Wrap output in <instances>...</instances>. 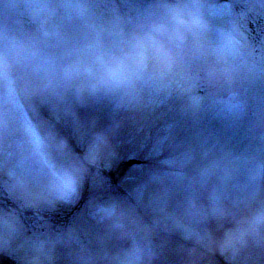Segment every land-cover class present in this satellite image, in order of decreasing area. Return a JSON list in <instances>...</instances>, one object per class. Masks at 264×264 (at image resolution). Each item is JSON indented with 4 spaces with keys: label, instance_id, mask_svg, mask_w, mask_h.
<instances>
[{
    "label": "rangeland",
    "instance_id": "374dc122",
    "mask_svg": "<svg viewBox=\"0 0 264 264\" xmlns=\"http://www.w3.org/2000/svg\"><path fill=\"white\" fill-rule=\"evenodd\" d=\"M60 1L67 12L31 26L39 19L29 5L53 1L0 0V56L9 61L0 72V187L63 223L27 229L0 210L15 225L0 251L20 264H264V223H256L264 217V0H194L203 39L161 36L132 90L99 94L56 87L61 67L120 51L177 2L154 0L140 13L126 0L118 8ZM226 33L244 47L222 51ZM14 43L36 57H15ZM185 82L191 90L179 91ZM74 167L76 188L63 200L30 203L15 190L18 180L47 186Z\"/></svg>",
    "mask_w": 264,
    "mask_h": 264
},
{
    "label": "clouds",
    "instance_id": "9594fccd",
    "mask_svg": "<svg viewBox=\"0 0 264 264\" xmlns=\"http://www.w3.org/2000/svg\"><path fill=\"white\" fill-rule=\"evenodd\" d=\"M41 25L47 23L55 9L52 5L39 3L29 5ZM163 23L153 25L143 35L134 38L126 47L110 54L85 53L64 64L55 81L56 87L72 88L80 94L122 93L132 90L137 82L144 76L149 59L157 52L160 46V37L170 39L191 36L196 40L203 39V25L195 7L194 0L187 3L177 0L165 13ZM222 51L234 52L244 47L243 39L233 33H226L220 38ZM12 54L17 58L31 60L36 52L21 43L12 45ZM43 67V65H41ZM9 68L8 55L0 56V72L6 73ZM53 86L49 80L45 88ZM179 91L188 92L192 88L190 82L178 84ZM95 159H99L103 149L97 148ZM78 167L67 173L56 182L47 186H29L26 181L18 180L15 190L21 198L30 203L63 200L73 193L76 188V175ZM257 224L264 223V217H258ZM15 228L12 220L0 219V245H8L11 240V230Z\"/></svg>",
    "mask_w": 264,
    "mask_h": 264
},
{
    "label": "trees",
    "instance_id": "16d2710c",
    "mask_svg": "<svg viewBox=\"0 0 264 264\" xmlns=\"http://www.w3.org/2000/svg\"><path fill=\"white\" fill-rule=\"evenodd\" d=\"M127 1L130 2L129 0H126V2ZM29 212L30 210H28V213ZM0 264H15V262L11 258H4L3 256H0Z\"/></svg>",
    "mask_w": 264,
    "mask_h": 264
}]
</instances>
